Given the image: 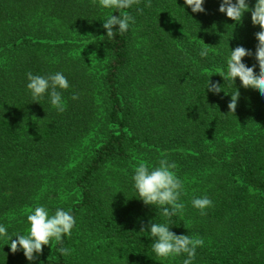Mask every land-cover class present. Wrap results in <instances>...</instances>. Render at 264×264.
Instances as JSON below:
<instances>
[{"label": "trees", "instance_id": "trees-1", "mask_svg": "<svg viewBox=\"0 0 264 264\" xmlns=\"http://www.w3.org/2000/svg\"><path fill=\"white\" fill-rule=\"evenodd\" d=\"M219 4L205 0V12L192 13L183 0H139L126 10L136 24L109 39L108 10L95 0H0V224L26 235L28 209L39 205L76 219L35 264H183L158 258L139 233L164 218L135 198L132 175L165 155L185 185L170 230L205 240L194 264H264V96L236 78L229 113L235 89L214 74L227 73L237 45L252 50L243 59L259 71L260 26L250 12L235 25ZM58 71L70 85L63 113L26 88L28 72ZM208 77L225 93L204 94ZM205 194L213 206L202 216L191 200ZM0 264L30 262L0 240Z\"/></svg>", "mask_w": 264, "mask_h": 264}, {"label": "clouds", "instance_id": "clouds-1", "mask_svg": "<svg viewBox=\"0 0 264 264\" xmlns=\"http://www.w3.org/2000/svg\"><path fill=\"white\" fill-rule=\"evenodd\" d=\"M95 2L99 8L108 10L101 25L107 38L114 39L117 34L123 35L136 24L135 17L126 10L131 9L139 0H95ZM183 3L190 8L192 13L205 12V0H183ZM218 12L223 13L235 25L241 22L246 12H250L251 23L254 26L257 24L260 26L255 33L257 40L255 58L259 64V71L255 72L251 64L244 62L243 58L252 55V50L243 45H237L234 49H229L226 58L227 73L217 68L214 74L224 78L225 82L230 81L232 87L238 78L242 87L258 89L264 96V0H255L251 8L248 0H220ZM113 13H118V15H113ZM199 55L202 58L207 57L208 48L201 49ZM209 77L204 94L205 90L213 95L224 92L221 90V85L211 82ZM26 79L28 81L26 88L33 102L39 103L47 97L50 105L58 113L66 110V101L63 99L62 92L70 85L62 72L58 71L46 76L33 75L28 72ZM233 88L235 92L226 94H230L227 105L229 113L235 111L240 95L239 90ZM72 99L76 100L78 96L73 94ZM177 168V163L170 161L166 155L159 159L156 165L142 162L136 166L132 175L135 198L145 206L155 207L158 210L157 214L159 213L164 218L161 222L156 219L150 222L147 225V231H145V225L141 224L139 233H149L152 240V251L158 258L174 260L184 256L183 264H194L197 249L205 244L204 238L188 233L177 235L170 230L171 218L182 215L185 209V204L181 200V197L185 195V185L177 175ZM191 205L203 216L206 215V209L213 206V200L205 194L193 198ZM26 223L28 226L26 235L9 234L8 228L0 224V240L4 241V245H7L12 253L20 251L30 264H35L42 253L43 246L50 245L53 241L62 245L64 238L71 236L76 219L70 211L63 208H57L54 214H50L47 207L39 205L28 209ZM12 237L15 239L13 240ZM57 251L62 256L71 254V249L63 246H60Z\"/></svg>", "mask_w": 264, "mask_h": 264}]
</instances>
